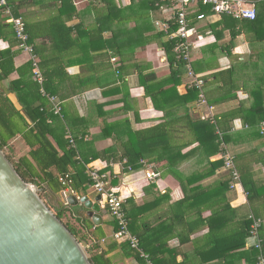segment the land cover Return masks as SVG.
<instances>
[{"label":"crops","instance_id":"0c3cea01","mask_svg":"<svg viewBox=\"0 0 264 264\" xmlns=\"http://www.w3.org/2000/svg\"><path fill=\"white\" fill-rule=\"evenodd\" d=\"M33 1L32 5V0L23 1L27 4L22 12L34 25L58 15L62 7L61 0ZM116 1L112 4L106 0L67 1L64 18L74 28L72 35L66 33L63 37L64 31L60 29L57 46L49 38L39 40L47 48L43 52L47 58L45 67L54 68L60 76L59 94L53 95L60 99L65 114H69L68 122L74 121L68 135L73 137V131L86 135L82 138L79 134L77 144L84 157L91 160L88 167L102 171L108 163L92 160V155L109 154L111 149L123 155V145L132 132L149 129L187 112L195 119L215 122L217 117L237 110V116L225 122H229V129L225 130L227 140L221 147L236 157L239 172L238 165L249 181H256L259 190L258 195L253 194V200L249 199L243 182L232 186V175L225 165L215 174L198 179L196 173L210 168L208 154L197 148L198 142L183 148L181 154L185 157L178 160L174 171H170L165 158L160 161L146 158L137 162L135 168H125L126 159L112 162L111 170L105 172L109 174L110 185L118 188L124 197L131 232L138 237L143 234L147 248L153 250L151 255L141 244L153 262L155 258L158 264H258L257 256L251 255L253 240L244 241L243 236L248 232L251 214L264 221V0H244L256 9L257 24L256 19L228 16L224 20V14L208 12L207 8L203 11L207 17L195 20L191 67L199 77L213 78L204 86L207 103L200 101L199 94L188 104L174 108L171 104L191 88L189 71L178 78L181 80L171 101L157 97L160 106H156L151 97L157 93L158 81L168 79L172 73L166 52L155 38L172 17L170 7L166 3L159 7L151 0ZM142 15L146 22L138 19ZM0 18L7 19L4 10ZM138 23L142 29L134 31ZM41 30L45 28L38 32ZM167 40V36L162 38ZM0 49L17 51L16 67L30 61V54L18 45L11 48L7 38L0 39ZM35 52L41 66L36 48ZM230 69L232 72L222 75L220 80L212 76ZM146 73H155L156 80L145 81ZM19 77L18 72L14 73L2 86L7 97L21 110L29 102L30 94L24 88L19 96L8 90L10 81ZM171 87L167 83L164 89ZM256 107L261 113L250 112ZM61 119L55 125H68L63 112ZM176 127L184 129L179 132L180 139L184 135L188 138L183 123ZM55 132L62 142L68 137H62L60 127ZM219 133L223 138L224 131L219 129ZM51 139L55 142L53 136ZM12 145L14 149L16 146V158L30 150L21 136ZM224 151L210 160L222 158ZM156 152L146 154L154 156ZM151 170L160 173L159 179L152 181L146 177V172ZM72 195L88 196L86 207L95 211L91 228L81 233L89 256H95L98 264H147L129 243L114 238L116 221L91 185L85 195L70 187L65 194L61 192L67 205ZM260 236L264 242V222Z\"/></svg>","mask_w":264,"mask_h":264},{"label":"trees","instance_id":"16d2710c","mask_svg":"<svg viewBox=\"0 0 264 264\" xmlns=\"http://www.w3.org/2000/svg\"><path fill=\"white\" fill-rule=\"evenodd\" d=\"M23 1L26 0H8L10 6L12 7L13 14L15 16L22 17L26 21L27 28L30 34V41L35 46L36 51L41 57V67L45 77L44 86L46 91L48 93L57 95L59 94L58 81L60 82V76L54 68L45 67V61L47 58L45 57L43 52H45V49L47 48L44 47V42L41 43L39 42V40L41 38H49L57 46L59 45L57 33L60 32V29L64 31L62 33L63 37H66L67 34L70 36L72 35V33L74 32V28L68 26L64 18V11L67 6L66 3L67 1L71 0H61L62 7L59 9L60 12L58 13V15L49 17L47 20H45L44 23H37V25H34L31 21H29L26 14L22 12V9L27 4L23 3ZM28 1L30 2V0ZM106 1L109 4H112L113 2L117 3L116 0ZM118 1L122 3L121 0ZM151 2H153V4L155 5L157 3L159 7L164 4V2L157 0H151ZM32 4H34L33 0L30 5ZM206 8L208 12H210V7L202 5L198 6V11L190 16L192 25H194L195 20H197V14L205 11ZM2 11L3 9L1 8L0 17L2 15ZM228 16L233 17L231 15L224 14L222 19L225 20L226 18H228ZM192 18L194 21H192ZM138 19L146 22V17L143 15L139 16ZM257 19L258 17L256 18L255 24H257ZM167 22L169 23V28L155 34V38L160 40V45L166 52L167 59L172 68V73L169 75L168 79L158 81L157 85H154L155 87H157V93L152 94L151 97H153L156 106H160L158 104L157 97L166 98L168 101L172 100L173 93L176 91V88L181 80L178 78L187 73L189 64L186 61L177 59V54L174 51L175 41L173 39L162 41L163 37L168 36V34H171L178 29L175 19L167 20ZM12 26L13 25L8 22V19H5L3 21L0 18V39L7 38L11 43V48H14L18 45V40L16 38L14 28L13 30L10 29ZM141 26L142 24L138 23V26L134 29V31H140L142 29ZM42 27L45 28V30H41L38 32V30L42 29ZM233 36L235 37V34H233ZM16 56L17 51H12V49L3 51L0 49V148L4 151V153L5 149L11 152V154L6 153V156L12 162L18 173L25 181L36 185L39 190L50 191L53 195L59 194L61 196V192H63L67 187L61 182L60 177L68 174L71 180L69 187L77 193L85 195L87 188L92 184L91 176L89 173L90 168L88 167V164L91 162V160L87 157H84L79 145L77 144V137L79 134L82 135V138L86 135L83 132L73 131L74 144L71 143L68 137L64 140V142L61 141V138L57 137V133L55 132L57 127H60L62 131V137L67 136L69 127L73 128L74 121L72 124V121L68 122V120H70L71 118H69V114H65V112L63 111L68 125H66V123H62V126H58L57 124L55 125V123L59 120L62 121L61 116L56 115L53 112L48 100L40 92V86L38 82H36L32 73V63L29 61L20 67H16ZM138 70L141 72L140 68H138ZM16 72L19 73L20 77L17 80L10 81L8 90L15 91L19 96L20 91H22L24 88L31 96L28 100L29 102H25L21 110H18L12 103V101L7 97V92L2 86L3 82L7 79H10L11 76ZM230 72H232V69L224 72H216L212 76H215L214 79L220 80L221 77H223L222 75ZM26 77L32 78L31 81L29 79H26ZM144 78L145 81L156 80L155 73H146L144 74ZM211 78L213 77H204L205 83L208 84ZM223 82L224 85L227 84L225 80ZM167 83L172 84L173 87L164 89ZM199 93L200 90L198 88H189L185 96H181V99L178 102L171 104V106H173L172 108L179 105L188 104L189 102L197 98ZM172 108H169V110ZM164 110L165 112L168 111V109ZM237 112V110L229 111L223 114L220 118L217 117V121L215 122L210 119H195L188 112L185 115H180L177 117L173 116L149 129L132 132L129 140L126 141L123 145V147L125 148V153L123 155L119 156L115 154L113 149H111L108 150L109 154H93L92 160L102 159L106 161L108 163V166L102 171L108 172L109 170H111L110 164L112 162L124 161L126 159L125 168H135L139 164L137 162L146 158L150 161H160L165 158L168 160L167 166L170 171H174L175 165H177L178 160L185 157V155L181 154L183 148L195 142H198L199 145L197 148L204 149L206 151V153L208 154L206 157L209 160L207 163H210V168H208L205 172L199 171L200 173H196L198 179H202L206 176L215 174L218 169L225 165L223 156L222 158H219L215 161H211L210 158L211 156L218 155L219 153H222L224 151L221 146L223 142L227 140V134L225 130L229 129V122L227 124H225V122L229 121V118L231 120L234 119L237 116ZM250 112H255L257 114H259V112L261 113V111L257 107L251 109ZM179 123L184 124V132H187L188 138H186L185 135L184 138H179V132H182V130H184H179L178 127H176V125ZM219 129L224 131L223 138L219 133ZM191 135L194 136V139H191ZM18 136H21L24 142L30 147V150L25 155L16 158L12 141H14ZM52 136L55 142L52 141ZM162 150H167V152L163 153ZM147 151L151 153L157 151L156 153L158 154L149 156L148 154H146ZM135 157L138 158V160L135 159ZM238 167L241 172L240 175L243 185L248 192V197L250 200H253V194L254 196L258 195L259 187L254 179L249 181V179L246 178L247 174H245V171L241 170V167L239 165ZM231 179L233 181V177H231ZM39 190L38 193L44 200L45 198L43 197V194L39 192ZM254 190L256 191L255 193ZM49 207L51 210L53 209L51 208V206ZM54 210L56 211L55 214L62 221H64L67 214H69V216L75 221V223L78 224L73 225L70 222H64L65 225L72 231L74 236L78 239V241L82 245H84V238L81 236V233H83V229L89 231V228H91L92 226V223L90 222L91 216L89 215L90 209L83 203H78L77 205H67L65 203H59ZM127 215L129 217V213H127ZM248 223L250 225L248 232H244V241L246 238L250 237V229L252 223L251 219ZM139 237L141 238V244L146 249V251L153 255V250L147 248V245L144 241V235L141 234L139 235ZM244 244L245 243H242L243 246ZM84 250L88 255V249L85 248ZM259 250L260 249L251 246V255L257 256V259H259L260 254H262L264 251L263 241L262 249L260 250L261 253ZM88 257L92 264H98L95 256L88 255ZM154 262L158 264L155 258Z\"/></svg>","mask_w":264,"mask_h":264},{"label":"built area","instance_id":"2783aa9c","mask_svg":"<svg viewBox=\"0 0 264 264\" xmlns=\"http://www.w3.org/2000/svg\"><path fill=\"white\" fill-rule=\"evenodd\" d=\"M122 3L126 0H121ZM162 1L170 7L171 19H175L178 29L168 34L167 39L175 41L174 51L177 54V59L186 61L188 64V71L191 77L190 87H196L200 90V101L207 103L204 92L205 79L199 77L191 67L192 59V38L196 34L195 25L191 24L190 16L198 11V6L210 7L214 14H229L239 19L257 18V11L254 7L248 6L244 0H157ZM3 9L7 15L8 22H10L15 30V35L18 40V47L30 54V61L32 63L33 76L40 86V92L46 97L53 112L56 115L62 116V104L60 99L45 89V77L40 66V60L35 52V47L30 41V34L27 28L26 21L20 17L15 16L12 12V7L7 0H0V9ZM207 17L205 12L198 13L197 20H204ZM169 28V23L164 24V29ZM71 143L74 144V138L71 134L68 135ZM225 167L230 170L233 177L232 186L241 184L242 179L240 172L236 166L235 156L228 150L223 153ZM92 184L91 186L104 199L105 205L110 214L116 221L117 227L114 232V238L118 241H124L136 250L139 255L146 261L147 264H155L143 249L141 241L138 236L134 235L129 226V220L124 208V197L120 194L119 189L111 186L109 181V174L100 169L90 168L89 170ZM146 177L152 181L159 179L160 173L154 170L147 171ZM61 182L67 187L63 193L69 188L71 183L70 176L67 174L60 177ZM251 229L250 240H253L251 246L262 249V239L260 236V229L263 225V220L254 214H251ZM259 264H264V254H260Z\"/></svg>","mask_w":264,"mask_h":264},{"label":"water","instance_id":"95a60500","mask_svg":"<svg viewBox=\"0 0 264 264\" xmlns=\"http://www.w3.org/2000/svg\"><path fill=\"white\" fill-rule=\"evenodd\" d=\"M89 205L88 196L68 197ZM89 208V207H88ZM89 215L93 218L94 209ZM0 264H92L82 244L0 148Z\"/></svg>","mask_w":264,"mask_h":264},{"label":"rangeland","instance_id":"374dc122","mask_svg":"<svg viewBox=\"0 0 264 264\" xmlns=\"http://www.w3.org/2000/svg\"><path fill=\"white\" fill-rule=\"evenodd\" d=\"M16 146L18 144H15ZM16 146H15V152H16ZM11 154V152L7 149H5V154ZM36 186V185H35ZM37 191L39 190L38 187L36 186ZM39 192H41L43 194V197L45 198V202L46 204H48V206H51L52 211L55 213L56 211L54 210L56 206H58L59 203H65L63 198L58 194V195H53L50 191H45V190H39ZM63 222H70L71 224L75 225V221L69 216V214H67V216L65 217ZM78 225V224H76ZM84 248V245H82ZM85 249V248H84Z\"/></svg>","mask_w":264,"mask_h":264}]
</instances>
